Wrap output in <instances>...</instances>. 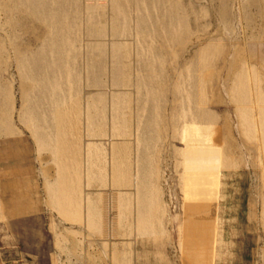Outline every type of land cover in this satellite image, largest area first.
<instances>
[{
	"label": "rangeland",
	"instance_id": "obj_1",
	"mask_svg": "<svg viewBox=\"0 0 264 264\" xmlns=\"http://www.w3.org/2000/svg\"><path fill=\"white\" fill-rule=\"evenodd\" d=\"M26 198L264 264V0H0V219Z\"/></svg>",
	"mask_w": 264,
	"mask_h": 264
},
{
	"label": "crops",
	"instance_id": "obj_2",
	"mask_svg": "<svg viewBox=\"0 0 264 264\" xmlns=\"http://www.w3.org/2000/svg\"><path fill=\"white\" fill-rule=\"evenodd\" d=\"M42 206L26 198L15 215L5 208L0 264H205L197 237L182 235L180 250L173 251L170 245L157 247L154 236L140 238L129 230L154 227V204H144L135 220H109L106 205L92 211L76 199L55 198Z\"/></svg>",
	"mask_w": 264,
	"mask_h": 264
},
{
	"label": "built area",
	"instance_id": "obj_3",
	"mask_svg": "<svg viewBox=\"0 0 264 264\" xmlns=\"http://www.w3.org/2000/svg\"><path fill=\"white\" fill-rule=\"evenodd\" d=\"M11 264H20L19 262H13V263H11Z\"/></svg>",
	"mask_w": 264,
	"mask_h": 264
}]
</instances>
